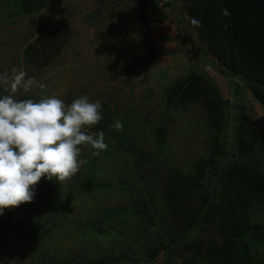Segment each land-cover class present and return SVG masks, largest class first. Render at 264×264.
I'll list each match as a JSON object with an SVG mask.
<instances>
[{
    "label": "rangeland",
    "instance_id": "1",
    "mask_svg": "<svg viewBox=\"0 0 264 264\" xmlns=\"http://www.w3.org/2000/svg\"><path fill=\"white\" fill-rule=\"evenodd\" d=\"M161 6L167 19L152 24L149 40L129 1L48 0L40 11L21 14L18 0H0V72L21 68L46 85L44 89L33 86L29 92L21 89L15 94L17 98L36 101L55 95L66 105L82 95L99 100L103 112L110 109L113 117L123 122L122 140L147 152L146 157L132 155L106 135L107 150L99 155H93L96 150L89 145L79 146L77 159L84 162L78 173L61 184L56 181L57 193L49 194L52 205L59 196L65 201L61 223L40 240L18 241L0 249V264H85L100 260H107L105 264H187L192 260L207 264L212 261L209 250L222 251L229 246L219 219L207 222L201 218L200 200L193 201L190 218L180 219L172 213L173 198L167 183L172 176L193 169L207 154L213 134L203 105L189 102L186 109L177 101L168 105L163 90L192 69L211 76L222 96L230 100L226 137L232 152H236L240 112L255 118L264 111L239 77L219 72L182 1L162 0ZM138 42L145 44L140 48ZM150 46L154 56L146 65ZM161 125L168 132L163 146L157 142L156 133ZM85 130L96 133L91 127ZM246 158L264 169L260 148ZM233 160L227 158L223 166L228 168ZM236 194L242 202L238 210L264 225V207L257 193L246 185ZM216 195L220 201L219 191ZM152 200L166 217L160 227L174 228L176 241L155 261L148 262L141 256L160 237L134 212L138 206L151 205ZM187 201L178 198L184 210L190 207ZM110 214L120 220L121 227L115 220L109 221ZM101 219L106 231L89 225ZM185 224L190 226L188 231ZM164 235L168 238L166 232Z\"/></svg>",
    "mask_w": 264,
    "mask_h": 264
},
{
    "label": "trees",
    "instance_id": "2",
    "mask_svg": "<svg viewBox=\"0 0 264 264\" xmlns=\"http://www.w3.org/2000/svg\"><path fill=\"white\" fill-rule=\"evenodd\" d=\"M121 1L131 2L138 19L145 27L143 34L147 39L151 35L152 24L167 19V13L161 6L162 0ZM181 1L192 23L194 20L200 22L199 25L193 23V26L207 51L217 61L219 72L239 77L245 89L264 106V0ZM47 3L48 0H18L19 13L31 14L40 11ZM225 8L229 10L230 15H222ZM144 44L145 42H138L140 48ZM152 48L150 46L148 50L150 58L146 65L153 60ZM134 56L132 60L135 61ZM163 91L168 105H173L176 101L182 109H186L189 102L203 105L209 114L213 134L207 154L195 162L193 169L180 176H172V180L167 183V191L173 198L170 202L173 215L180 219L188 216L190 218L195 205L193 201L200 200L201 218L207 222L219 219L220 228L229 246L222 251L209 250L207 255L212 261L207 264H264V225L244 210H238L242 208V202L240 197L236 196L238 188L248 185L249 189L257 193L258 201L264 207V169L250 164L246 158L257 148L264 152V115L252 118L240 112L235 131L236 152H232L226 137L230 100L222 96L218 84L211 76L192 69L187 76L179 78L175 84ZM116 120L119 119L113 117L112 110H106L103 112V120L92 126L91 130L103 131L106 136L114 137L130 154L146 157L147 152L144 149L136 147L133 142H124L120 136L121 131L109 127ZM156 133L159 145H165L167 127L161 125ZM230 157L234 160L225 168L223 163ZM214 179H217L216 183H213ZM35 189L33 202L5 209L3 215H0V249L5 250L18 241L40 240L61 223L59 219L65 201L59 196L54 205L49 202V194L58 191L56 181L42 177ZM218 191L220 201H216ZM180 197L187 199L191 208L184 210L183 206L178 204ZM134 213L135 217L143 218L141 221L151 224L156 229L155 235L160 237V241L141 256L145 261L153 262L163 250L176 241L173 237L176 230L160 227L165 223L166 217L161 214L160 207L153 200L151 205L142 208L138 206ZM107 217L110 222L115 220L121 227L120 220L115 219L112 214ZM102 223L103 219L89 225L99 232H104L106 228L101 226ZM184 228L188 231L190 226L185 224ZM165 232L168 238L164 235ZM184 232L183 230L181 233ZM106 262L107 260L87 261L85 264ZM187 264L198 263L197 260H192Z\"/></svg>",
    "mask_w": 264,
    "mask_h": 264
},
{
    "label": "clouds",
    "instance_id": "3",
    "mask_svg": "<svg viewBox=\"0 0 264 264\" xmlns=\"http://www.w3.org/2000/svg\"><path fill=\"white\" fill-rule=\"evenodd\" d=\"M222 15H230L229 10L223 9ZM33 86L46 87L21 68L0 72V215L33 202L42 177L61 184L77 174L84 162L77 159L79 146H91L96 150L93 155L107 150L103 131L85 130L103 120L99 100L82 95L66 105L55 95L36 101L15 95ZM109 127L124 129L121 120Z\"/></svg>",
    "mask_w": 264,
    "mask_h": 264
},
{
    "label": "crops",
    "instance_id": "4",
    "mask_svg": "<svg viewBox=\"0 0 264 264\" xmlns=\"http://www.w3.org/2000/svg\"><path fill=\"white\" fill-rule=\"evenodd\" d=\"M260 103V102H259ZM260 105H261V107H262V109H263V111H264V106L260 103ZM264 115V114H263Z\"/></svg>",
    "mask_w": 264,
    "mask_h": 264
}]
</instances>
